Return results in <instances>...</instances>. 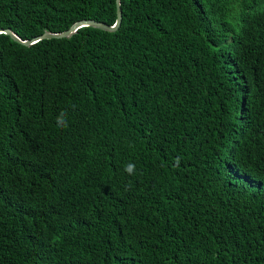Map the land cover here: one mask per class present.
Returning <instances> with one entry per match:
<instances>
[{
    "label": "trees",
    "instance_id": "16d2710c",
    "mask_svg": "<svg viewBox=\"0 0 264 264\" xmlns=\"http://www.w3.org/2000/svg\"><path fill=\"white\" fill-rule=\"evenodd\" d=\"M120 6L0 34V264H264V0ZM83 20L116 0H0Z\"/></svg>",
    "mask_w": 264,
    "mask_h": 264
},
{
    "label": "water",
    "instance_id": "95a60500",
    "mask_svg": "<svg viewBox=\"0 0 264 264\" xmlns=\"http://www.w3.org/2000/svg\"><path fill=\"white\" fill-rule=\"evenodd\" d=\"M121 0H116V21L113 25H107L103 22H97L93 20H83L75 23L72 25L68 30L63 31L61 33H49L45 32L42 35H39L37 37H34L30 40H21L17 35H15L11 30L9 29H1L0 34H4L9 36L14 42L21 44L25 47H30L34 45L35 43L42 41V40H50V39H67L73 34L77 32V30L81 28H96L102 31L106 32H115L118 30L121 20H122V12H121V6H120Z\"/></svg>",
    "mask_w": 264,
    "mask_h": 264
},
{
    "label": "clouds",
    "instance_id": "9594fccd",
    "mask_svg": "<svg viewBox=\"0 0 264 264\" xmlns=\"http://www.w3.org/2000/svg\"><path fill=\"white\" fill-rule=\"evenodd\" d=\"M127 171L131 172V171H132V169L129 167V168L127 169Z\"/></svg>",
    "mask_w": 264,
    "mask_h": 264
}]
</instances>
